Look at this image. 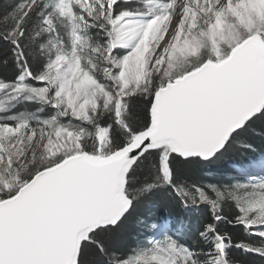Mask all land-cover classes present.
Here are the masks:
<instances>
[{"label": "snow or ice", "instance_id": "obj_1", "mask_svg": "<svg viewBox=\"0 0 264 264\" xmlns=\"http://www.w3.org/2000/svg\"><path fill=\"white\" fill-rule=\"evenodd\" d=\"M257 122L264 0H3L0 264L264 259ZM237 146L254 156L183 179ZM159 193L208 216L189 240L149 215L126 244Z\"/></svg>", "mask_w": 264, "mask_h": 264}, {"label": "trees", "instance_id": "obj_2", "mask_svg": "<svg viewBox=\"0 0 264 264\" xmlns=\"http://www.w3.org/2000/svg\"><path fill=\"white\" fill-rule=\"evenodd\" d=\"M3 2V0H0ZM256 134L254 135V147L257 151L264 149V136L260 133L264 132V123L257 122ZM254 154L244 151L237 146L233 148L225 156L213 163L191 164L184 167L183 179L189 181H215L218 177L230 169L233 162L245 161ZM154 204V206H153ZM155 217L157 222H164L170 219L171 226L182 232L186 239L192 240L201 223L207 218L208 210L201 208H185L180 202L169 198L164 193H159L153 197V201L148 205L140 206L137 211L129 217L124 228V242L132 244L137 237H143L144 233L141 221L147 216ZM229 231L239 234L237 229L228 228ZM232 255L241 262V264H264V259L258 255L244 254L238 249L232 250Z\"/></svg>", "mask_w": 264, "mask_h": 264}, {"label": "rangeland", "instance_id": "obj_3", "mask_svg": "<svg viewBox=\"0 0 264 264\" xmlns=\"http://www.w3.org/2000/svg\"><path fill=\"white\" fill-rule=\"evenodd\" d=\"M257 152H258V151H257ZM253 156H254V154H252L250 158H252ZM250 158H249V159H250ZM249 159H247L246 161H240V162H247ZM238 162H239V161H238ZM235 163H236V162H233V163L231 164L230 169H228L224 174L229 173V170L234 169V165H235Z\"/></svg>", "mask_w": 264, "mask_h": 264}]
</instances>
